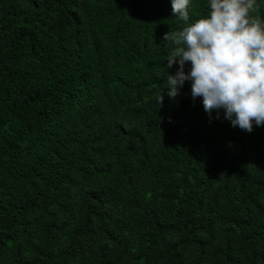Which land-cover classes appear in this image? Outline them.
<instances>
[{
  "label": "trees",
  "instance_id": "1",
  "mask_svg": "<svg viewBox=\"0 0 264 264\" xmlns=\"http://www.w3.org/2000/svg\"><path fill=\"white\" fill-rule=\"evenodd\" d=\"M209 11L0 0V264H264V125L167 95L162 37Z\"/></svg>",
  "mask_w": 264,
  "mask_h": 264
},
{
  "label": "clouds",
  "instance_id": "2",
  "mask_svg": "<svg viewBox=\"0 0 264 264\" xmlns=\"http://www.w3.org/2000/svg\"><path fill=\"white\" fill-rule=\"evenodd\" d=\"M255 0H210L209 13L182 31L166 32L171 47L167 68V95L175 98L185 81L192 97H202L205 112L217 118L221 110L233 127L247 132L264 125V26L250 18ZM190 0H172V15L189 20ZM186 62L191 69L185 72ZM164 96L157 97L162 106Z\"/></svg>",
  "mask_w": 264,
  "mask_h": 264
}]
</instances>
